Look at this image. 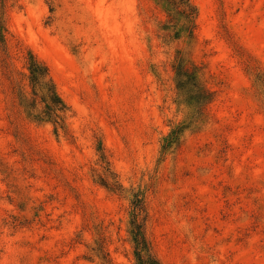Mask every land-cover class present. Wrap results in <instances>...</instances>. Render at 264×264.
<instances>
[{"label":"rangeland","instance_id":"rangeland-1","mask_svg":"<svg viewBox=\"0 0 264 264\" xmlns=\"http://www.w3.org/2000/svg\"><path fill=\"white\" fill-rule=\"evenodd\" d=\"M197 42L164 45L153 0H12L13 67L0 62V264H99L101 228L116 264H134L130 192L148 206L147 234L163 264H264V0H191ZM31 49L71 106L70 135L29 121L15 94ZM207 70L213 123L159 161L160 140L184 115L176 50ZM1 56V51H0ZM103 142L127 190L95 181Z\"/></svg>","mask_w":264,"mask_h":264},{"label":"trees","instance_id":"trees-1","mask_svg":"<svg viewBox=\"0 0 264 264\" xmlns=\"http://www.w3.org/2000/svg\"><path fill=\"white\" fill-rule=\"evenodd\" d=\"M12 0H0V62L2 67L11 72L13 67L10 52V34L7 25V8ZM54 0H50V9L55 11ZM165 13V19L158 23V37L168 46L178 41H185L190 49L197 42V19L199 10L191 0H153ZM18 51L24 54L26 84L17 81L14 85L18 104L25 117L36 124H51L57 137L70 135L68 119L72 113L51 74L50 67L31 49L17 44ZM191 51V50H189ZM181 48L176 50L172 67L175 73V99L178 112L184 115L181 121L171 124L170 132L160 140L159 161L175 154L190 134L204 131L213 123L208 106L215 98V92L207 85V70L191 58V52ZM255 84L264 109V74L257 72ZM99 162L103 168L94 174L95 181L111 192H127L114 172L103 142L97 144ZM129 234L133 245L134 264H163L155 253L153 243L147 234L148 206L145 196L140 191L132 190ZM107 236L99 228L93 244L88 246L86 259L98 260L99 264H116L108 250Z\"/></svg>","mask_w":264,"mask_h":264}]
</instances>
